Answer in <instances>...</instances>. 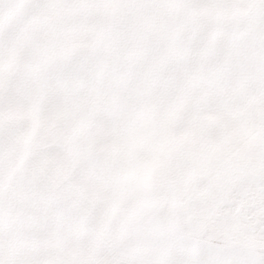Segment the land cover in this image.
<instances>
[{"label": "snow or ice", "instance_id": "obj_1", "mask_svg": "<svg viewBox=\"0 0 264 264\" xmlns=\"http://www.w3.org/2000/svg\"><path fill=\"white\" fill-rule=\"evenodd\" d=\"M0 264H264V0H0Z\"/></svg>", "mask_w": 264, "mask_h": 264}]
</instances>
